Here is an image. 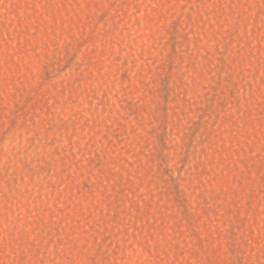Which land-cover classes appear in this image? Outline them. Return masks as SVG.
<instances>
[{
    "label": "rangeland",
    "instance_id": "374dc122",
    "mask_svg": "<svg viewBox=\"0 0 264 264\" xmlns=\"http://www.w3.org/2000/svg\"><path fill=\"white\" fill-rule=\"evenodd\" d=\"M0 264H264V0H0Z\"/></svg>",
    "mask_w": 264,
    "mask_h": 264
}]
</instances>
